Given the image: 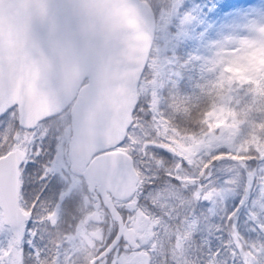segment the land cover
I'll return each instance as SVG.
<instances>
[{
    "label": "snow or ice",
    "instance_id": "6c2138e0",
    "mask_svg": "<svg viewBox=\"0 0 264 264\" xmlns=\"http://www.w3.org/2000/svg\"><path fill=\"white\" fill-rule=\"evenodd\" d=\"M136 8L147 55L114 53L118 95L85 145L74 113L0 73V264H264V81L224 83L212 56L182 93L153 43L169 5ZM258 33L217 52L264 48Z\"/></svg>",
    "mask_w": 264,
    "mask_h": 264
},
{
    "label": "clouds",
    "instance_id": "9594fccd",
    "mask_svg": "<svg viewBox=\"0 0 264 264\" xmlns=\"http://www.w3.org/2000/svg\"><path fill=\"white\" fill-rule=\"evenodd\" d=\"M148 44L136 0H0V73L21 95L74 113L77 145L96 133L92 111L117 98L114 53L143 57ZM213 56L224 83L246 76L264 81L262 47H221Z\"/></svg>",
    "mask_w": 264,
    "mask_h": 264
},
{
    "label": "rangeland",
    "instance_id": "374dc122",
    "mask_svg": "<svg viewBox=\"0 0 264 264\" xmlns=\"http://www.w3.org/2000/svg\"><path fill=\"white\" fill-rule=\"evenodd\" d=\"M180 1L182 0H163V3L169 5V10L163 17V24L158 23L154 29L161 46L156 49L161 56L162 47L168 46L170 38L174 41L187 40V60L192 69L188 86L195 89L204 75L203 61L214 55L218 45L229 39L258 36V29L264 27V0H210L201 5L190 0L185 11L176 17V6ZM170 17L175 18L178 23L172 34L164 27ZM197 57L200 59H195ZM161 58L165 60V57Z\"/></svg>",
    "mask_w": 264,
    "mask_h": 264
},
{
    "label": "trees",
    "instance_id": "16d2710c",
    "mask_svg": "<svg viewBox=\"0 0 264 264\" xmlns=\"http://www.w3.org/2000/svg\"><path fill=\"white\" fill-rule=\"evenodd\" d=\"M190 0H182L178 5L176 6L177 13L175 16H179L180 13H183V10L185 11L186 5L188 4ZM197 5L203 4L205 1L209 2L210 0H195ZM202 14L204 11H200ZM178 26L177 21L175 18L170 17V20H166L164 23V27L166 30H169L172 34L176 31ZM187 40H173L170 38V43L166 47H162V53L161 56L165 57V61H170L169 69L172 71H176L180 73L179 77V88L182 93L188 94L194 91L195 89H191L188 86L189 78H191L192 69L189 66L188 63V54H187V48H188V42ZM153 43L154 47H161L157 37L155 35V30L153 31Z\"/></svg>",
    "mask_w": 264,
    "mask_h": 264
}]
</instances>
